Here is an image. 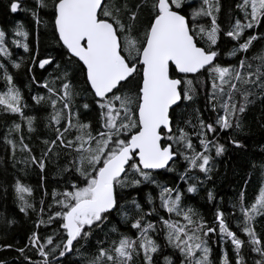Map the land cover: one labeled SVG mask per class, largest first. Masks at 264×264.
Listing matches in <instances>:
<instances>
[{"label": "snow or ice", "instance_id": "snow-or-ice-1", "mask_svg": "<svg viewBox=\"0 0 264 264\" xmlns=\"http://www.w3.org/2000/svg\"><path fill=\"white\" fill-rule=\"evenodd\" d=\"M6 7L28 14L35 30L17 23L9 40L0 28V113L18 118L3 143L13 166L19 149L27 154L19 161L25 171L39 170L36 229L57 227L44 237L33 231L23 247L2 243L0 251L14 250L22 264H159L161 256L163 264H176L173 255L178 264H213L209 240L217 236L235 254L233 261L223 251L219 264H246L245 246L259 256L253 264H264V233L257 231L264 227V179L250 202L242 189L233 205L246 240L219 205L209 223L187 203L213 180L216 158L228 151L220 134L245 149V116L257 101L264 103V0H238L241 16L230 15L227 30L219 23L221 0H8ZM41 26L51 31L59 59L41 55ZM221 34L235 42L227 53L235 63L218 61ZM12 46L27 58H13ZM9 64L17 72L26 69L31 83L46 90L31 97L48 110L44 127L51 135L41 139L39 155L25 142V129L28 139L37 132L38 116L27 111ZM53 65V78L40 83L35 70ZM201 93L203 108L186 118ZM49 163L62 181L50 193ZM258 167L264 177V162ZM165 173L176 175L165 184L158 179ZM11 187L19 212L37 211L31 185L17 177ZM204 191L213 203L214 192ZM115 216L135 230L134 238L116 225L105 231ZM0 222L15 223L3 215ZM165 248L173 252L166 255ZM29 250L42 260L34 261Z\"/></svg>", "mask_w": 264, "mask_h": 264}, {"label": "trees", "instance_id": "trees-1", "mask_svg": "<svg viewBox=\"0 0 264 264\" xmlns=\"http://www.w3.org/2000/svg\"><path fill=\"white\" fill-rule=\"evenodd\" d=\"M238 0H221V12L219 23L223 30H227L229 27L228 18L230 15L241 16V14L236 10L235 5ZM8 0H0V28L5 29L9 33V40L11 39L12 30L16 27L17 23H22L30 31L34 33L35 25L32 22L31 17L23 12L11 13L7 10ZM31 3V0H29ZM47 19V17H45ZM32 41L33 46L35 45L34 34L29 37ZM235 45L234 41H231L230 38L224 37L221 34V40L219 41V51L221 55L218 58V61L227 65L229 63H235V58H230L227 53ZM261 47L260 44H257L256 49L258 50ZM39 50L42 56L51 54L57 56L59 59V49L54 43L52 33L49 29L41 26L40 36H39ZM13 52V58L19 59L20 57L27 58L28 54L24 53L22 49L11 47ZM55 65L47 67V70H35V75L37 80L40 83H43L44 80H50L55 75L54 72ZM9 70L14 74L15 81L17 85L21 88L24 93L25 101L29 104V109L27 110L31 114H36L38 116L37 121V132L31 135V139H28V133L25 129V142L29 143L33 148V152L36 155L40 154L41 149L44 145L41 143V139L48 137L51 133L44 127V117L47 115V109L39 108L34 105L31 97L37 94H46V90L36 85H33L30 81V75L26 73V69L22 68L18 72L15 69H12L9 64ZM3 89V81L0 80V90ZM82 102V100H81ZM183 107V106H182ZM196 107L203 108V93L198 97L194 104L188 106L187 113H185L186 118H193L192 113L193 109ZM181 110L178 109L177 112ZM210 113L208 111L204 112V116L208 117ZM18 119L17 117L8 116L3 113H0V215L6 216L9 220H14L15 223L11 225H6L3 222H0V244L2 243H11L16 247H23L27 243L28 236L31 235L33 231H38L41 237L53 234V231L57 225L52 227L41 226L39 229H36V223L38 221L39 213V201L42 197V189L40 188V173L36 168H28L25 171V165L19 163L27 155L17 150L15 166H13V160L11 159L10 151H6V146L3 143V138L8 132V128L11 126L13 120ZM245 121L248 127L243 134L244 142L246 148L243 150H237L228 144V134L221 133V142L225 143L228 151L224 156L216 158V171L213 173V180L206 181L204 188L211 189L215 196L216 200L213 203H209L206 200V193L204 188H201L199 193L194 197H189L187 203L195 207L205 218L206 221L211 223L213 219V214L215 211V205H219L228 217V222L233 231H236L237 234L246 240V237L240 232L238 228V223L240 222V213L237 209H233V205L237 203L238 196L241 190H245L246 200L250 202L254 194L258 190L259 182L264 179L261 176L259 170V164L264 162V151H261V146L264 145V127H261L264 124V103L257 101L254 106H251L248 109V112L245 116ZM39 137V138H38ZM15 134H13V137ZM18 139V138H17ZM257 165L256 169H253V164ZM183 162L181 161L177 165L178 172L183 171ZM46 176V187L49 191L53 188H58L62 183L61 178L56 176V164L49 163L45 174ZM176 173H165L164 176L158 177L161 183H170L172 177ZM21 178L22 181L26 184L31 185L35 191L34 196L30 202L36 204L37 211L33 212L29 210L28 214L19 212L18 201L15 199V194L12 190L11 185L14 183L15 178ZM201 178L202 175H201ZM247 181V184L245 183ZM7 188V192L4 189ZM149 189L145 188L144 192H147ZM143 193H141V196ZM140 198L139 196L137 197ZM51 202V197L45 198V210L47 211V205ZM234 213V215H232ZM47 220V215L43 217ZM113 225H116L120 232L133 236L136 235L134 229L126 226L123 222H120V217L115 216L111 220V223L107 225L105 231L111 228ZM258 232L264 233V227H257ZM103 238V234H100ZM96 237L92 238V243H95ZM162 242V240H161ZM209 245L212 248L211 260L213 264H219L220 258L223 251L229 253L230 259L234 261L235 254L232 251L230 242L221 244L217 236H212L209 240ZM95 249L93 248L92 251ZM173 252L170 248H165L164 254H171ZM34 261L39 262L42 258L36 254L35 250H29L27 252ZM242 254L245 258L246 264H253L254 259H259L255 253H251L247 246L242 250ZM19 254L14 250H5L0 251V259L8 261V264H22V258H19ZM173 260L178 264L179 257L178 255H173ZM26 264V262H23ZM159 264H163V256L159 259Z\"/></svg>", "mask_w": 264, "mask_h": 264}]
</instances>
